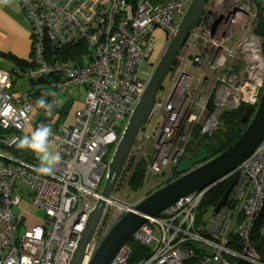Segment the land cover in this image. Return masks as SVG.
I'll return each instance as SVG.
<instances>
[{"label": "built area", "instance_id": "obj_1", "mask_svg": "<svg viewBox=\"0 0 264 264\" xmlns=\"http://www.w3.org/2000/svg\"><path fill=\"white\" fill-rule=\"evenodd\" d=\"M16 1L31 25L35 67L25 75L31 81L46 79L53 92L47 118L37 128L47 126L61 106L58 94L83 87L86 98L69 122L52 130L48 147H55L62 158L53 174L35 171L39 164L35 154L36 160L27 162L0 151V264H70L100 198L111 152L154 70L151 64L149 74L141 72L155 46L151 34L159 27L170 39L192 0H163L158 5L148 0ZM262 14L264 0H207L167 75L164 98L156 100L130 151L140 144L151 145V175L178 166L195 127L210 135L218 128L222 111L256 109L264 86V52L263 40L254 29ZM78 42L92 49L80 66L44 58L48 46ZM195 69L201 75L195 76ZM12 73L0 68V131L11 135L0 139L6 147L17 141V133L36 115L26 93H11ZM206 85L210 92L203 94L200 88ZM209 99L214 106L211 112ZM232 176L225 203L200 223L196 211L205 191L147 217L132 237L151 250L138 264H185L197 244L204 252L196 264H262L252 231L259 227L264 238V139L228 177ZM18 180L27 188L32 207L44 213L41 222L23 226V217L12 215L11 209L23 196L21 191L16 194ZM126 209L112 193L105 199L82 264H89ZM129 255L125 244L110 264H127Z\"/></svg>", "mask_w": 264, "mask_h": 264}, {"label": "water", "instance_id": "obj_2", "mask_svg": "<svg viewBox=\"0 0 264 264\" xmlns=\"http://www.w3.org/2000/svg\"><path fill=\"white\" fill-rule=\"evenodd\" d=\"M206 2L207 0L190 2L156 63L145 91L128 118L121 138L112 153L100 198L85 223L70 264H82L90 239L102 216L105 199L110 198L136 136L149 120L156 104L157 93L189 33L197 26ZM250 115L251 111H248L243 117L242 121L247 123V127L239 139L227 150L221 151L216 144L201 147L195 157L180 161L176 167V173L179 176L177 179L148 194L136 205L125 204L126 212L100 243L89 264H110L117 252L145 224L147 217L157 216L190 194L200 191L207 192L214 185L226 179L256 149L264 139V86L259 104L249 120ZM209 152L216 155L211 158ZM233 183L234 181L215 206L214 212L225 203Z\"/></svg>", "mask_w": 264, "mask_h": 264}, {"label": "trees", "instance_id": "obj_3", "mask_svg": "<svg viewBox=\"0 0 264 264\" xmlns=\"http://www.w3.org/2000/svg\"><path fill=\"white\" fill-rule=\"evenodd\" d=\"M132 3L135 0H129ZM255 34L260 36L263 40V52H264V14L258 17L257 25L254 29ZM92 55V49L85 42H78L72 45H65L60 48H53L48 46L45 50L44 58L48 62L57 61L60 64L68 65L70 67H76L82 65V62L85 59H89ZM11 63V72L19 73L20 75L26 74L28 71L34 69L35 64L33 60V49L30 53L28 59H20L11 55L4 56ZM31 81V80H30ZM34 85H39V87H32L29 89L26 94L29 97L30 102L34 105L36 109L35 120L32 124V130L30 133L19 132L18 138H23L24 136L31 135V133L37 129V123L42 122L47 118L48 110L45 108H40L37 106L36 101L40 98H43L48 104L53 96L52 90L47 85L46 79L32 80ZM208 110L211 112L214 108L212 104V99L208 101ZM72 101L66 100L61 106L56 110L55 115L49 120L47 127L51 130H57L62 125L66 124L69 121V117L72 115L73 111ZM255 108L252 107H239L235 110H224L219 116L218 128L210 135L202 134L201 127H195L191 139L186 146V152L183 157L185 160H190L197 154L198 150L201 147H207L209 144H216L221 151L227 150L235 141L239 139L241 134L247 127V123H243L242 119L248 111H251L249 120L251 119ZM9 131L3 133L0 131V139H5L8 137ZM16 141L13 145L6 147L3 143L0 142V151L5 152L12 157L16 158L19 161H34L35 156L31 151L24 149L20 150L16 147ZM136 143L133 145L135 146ZM211 153V152H210ZM211 158L216 154L211 153ZM152 155H147L140 157V159L135 160L131 155L128 156L121 173L118 177V180L115 185V190L120 189V185L125 183L128 192L131 194L137 195L144 187L145 182L148 178V166L150 163ZM5 164H10L9 162L4 161ZM162 172L160 175H163ZM179 176L176 173V168H170L169 173L165 181L156 188L170 183L171 181L177 179ZM234 181V177H228L225 180L214 185L210 190H208L205 195L200 200V203L196 211V223L203 221L205 215L214 210L215 206L223 197L224 193L227 191L230 184ZM154 192V191H153ZM252 244L259 256V260L264 264V238L259 233V227H255L252 231ZM126 246L130 249V255L128 258L127 264H138L139 262L147 259L150 255V247L143 246L139 244L133 238H130L126 242ZM193 255L185 262V264H196L197 261L203 255V248L201 246H193ZM238 264H248L244 262H239Z\"/></svg>", "mask_w": 264, "mask_h": 264}, {"label": "rangeland", "instance_id": "obj_4", "mask_svg": "<svg viewBox=\"0 0 264 264\" xmlns=\"http://www.w3.org/2000/svg\"><path fill=\"white\" fill-rule=\"evenodd\" d=\"M151 4H153L154 0H148ZM151 41L155 42V46L153 48V51L147 55L146 60L141 66V72H145L146 74L150 73L151 71V64L153 67H155L156 63L158 62L159 58L161 57L163 51L165 50V47L168 43L169 36L167 35V32L162 29V28H155L154 31L151 34ZM3 61V62H2ZM11 64L9 61H4L3 59L1 60L0 63V68H3L5 70L10 71L11 70ZM199 69L194 70V75H198ZM13 77V89L11 91L12 94L15 95H24L29 89L34 87L35 83H32L29 78L23 74L20 75L19 73L13 72L12 73ZM201 75V74H200ZM197 78V77H196ZM168 79L169 77H166V79L163 82V85L159 92L157 93V99L162 100L164 98V93L165 89L168 84ZM194 85L198 86L196 81L194 80ZM200 92L203 94H208L210 92V89L207 87L200 88ZM86 98V89L83 87L80 88H69L64 94H58L57 99L60 103V105L66 101H72L73 103V111L72 113L84 103ZM31 122L27 125V127L24 130V133H30L32 130V124L33 121L35 120L34 115H31ZM11 135H8L10 137ZM49 150L53 153H55V148L53 146L48 147ZM114 151V150H113ZM113 151L111 153H113ZM153 154V149L151 145L149 144H140L135 147L134 150H132V153L130 152L131 157H134L135 160L140 159V157L147 156V155H152ZM152 157V156H151ZM39 162V161H38ZM169 173V169L164 171L163 175H151L150 173L148 174V178L145 182V185L143 189L137 194L133 195L130 192H128L127 187L125 186V183L120 185L119 190H113L112 196L114 198H117L124 204H129V205H136L138 202H140L143 198H145L148 194L152 193L153 191L156 190L167 178V175ZM17 184L19 185V189L16 190V194H21L23 195L20 198V202L18 206H15L11 209L12 215L16 217H23L21 223L23 226H29L34 223H39L43 220L44 218V213L35 209L32 207L31 202L29 200V195L27 192V188L21 185V182L18 180ZM104 182L101 183V187H103Z\"/></svg>", "mask_w": 264, "mask_h": 264}, {"label": "crops", "instance_id": "obj_5", "mask_svg": "<svg viewBox=\"0 0 264 264\" xmlns=\"http://www.w3.org/2000/svg\"><path fill=\"white\" fill-rule=\"evenodd\" d=\"M162 2L163 0H154L153 5ZM31 51V25L20 4L16 0H0V63L2 59L8 61L5 55L28 59Z\"/></svg>", "mask_w": 264, "mask_h": 264}, {"label": "clouds", "instance_id": "obj_6", "mask_svg": "<svg viewBox=\"0 0 264 264\" xmlns=\"http://www.w3.org/2000/svg\"><path fill=\"white\" fill-rule=\"evenodd\" d=\"M36 104L40 108H51V105L48 104L43 98L38 99ZM51 135V128L41 125L35 129L31 135L24 136L23 138H17L18 142L16 143V147L18 149H27L37 156L39 164L35 168V171L39 174H53L55 167L62 159L59 152L53 153L48 148L49 137Z\"/></svg>", "mask_w": 264, "mask_h": 264}, {"label": "flooded vegetation", "instance_id": "obj_7", "mask_svg": "<svg viewBox=\"0 0 264 264\" xmlns=\"http://www.w3.org/2000/svg\"><path fill=\"white\" fill-rule=\"evenodd\" d=\"M209 154H211V153L209 152Z\"/></svg>", "mask_w": 264, "mask_h": 264}]
</instances>
